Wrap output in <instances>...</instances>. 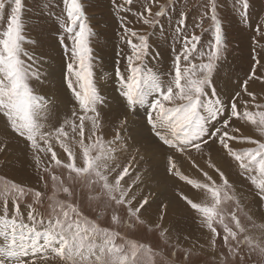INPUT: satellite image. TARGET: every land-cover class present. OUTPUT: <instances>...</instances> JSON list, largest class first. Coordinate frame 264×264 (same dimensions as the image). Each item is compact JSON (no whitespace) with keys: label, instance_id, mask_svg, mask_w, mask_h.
Returning <instances> with one entry per match:
<instances>
[{"label":"snow or ice","instance_id":"snow-or-ice-1","mask_svg":"<svg viewBox=\"0 0 264 264\" xmlns=\"http://www.w3.org/2000/svg\"><path fill=\"white\" fill-rule=\"evenodd\" d=\"M109 3L125 61L115 71L124 111L114 119L105 118L108 100L94 79L84 0H62L59 39L73 101L59 116L35 87L43 61L26 35V0H0V169L22 142L36 176L32 185L0 173V264H264V224L252 209L264 205V15L253 21L254 0ZM225 9L253 33L250 67L227 100L217 86L228 52ZM157 33L173 53L166 74L146 63L157 54ZM141 109L143 126L133 127L128 113ZM15 163L25 166L19 156ZM168 181L199 236L171 218L179 213L165 196Z\"/></svg>","mask_w":264,"mask_h":264},{"label":"rangeland","instance_id":"rangeland-1","mask_svg":"<svg viewBox=\"0 0 264 264\" xmlns=\"http://www.w3.org/2000/svg\"><path fill=\"white\" fill-rule=\"evenodd\" d=\"M181 2L183 3V0ZM48 3L54 6L51 11L45 7L41 0H26L28 10L25 19V24L28 26L26 35L31 40L38 42L37 44L31 45V50L35 51L40 60L43 61L39 64L41 80L35 85L36 90L39 93H46L49 99L55 100L57 105L56 113L59 116L67 113L68 109L71 108L73 97L65 83L68 56L61 46L59 39L62 34V29L58 26L61 23L62 0H48ZM84 3L94 32L91 38V46L94 52V79L99 91L108 100L103 114L106 119L109 117L114 119L116 115L124 111L123 100L118 95L119 85L115 79L116 69L119 67L123 70L125 63L118 55L121 47L118 38L119 25L117 18L113 15L109 0H84ZM197 3H199V0H188L189 7ZM228 3L230 4L231 0H228ZM40 8H44L45 14L43 16H41L39 11ZM257 14L264 15V0H254L252 9L253 21H255ZM208 23V21H205V26ZM222 23L226 33L228 52L224 67L221 70L220 76L217 78V86L222 97L227 100L233 91L239 90L237 85L242 82L245 72L250 67V37L253 33L251 28L240 24L228 9H225L223 13ZM136 27L139 28L140 25H136ZM207 38L209 37L206 35L205 39ZM155 39H157L158 47L154 48L153 52L157 54L150 56L146 60V63L153 70L166 74L171 67L173 53L170 51V45L163 42V37H160L159 33H157V38ZM128 115L130 124L133 127L139 128L143 126L142 109L139 115L131 112ZM55 122L54 120L53 123ZM2 124L3 122L0 120V126ZM104 134L106 137H110L113 134L109 124H105ZM13 146L15 155L12 157V160L14 163L8 168L0 169V173L12 177L17 181L35 185L36 176L27 166V161L24 159L22 142L14 141ZM16 156L20 157V160L25 165L24 167H21L19 163H15ZM157 164L158 171L162 177L164 174L163 157ZM225 167L227 168L226 163ZM182 170L186 174L196 175L195 171L190 168L187 162L183 163ZM229 172L231 179L236 180L245 188L248 187L246 181L241 180L231 170ZM173 184V181H168V190L165 192V196L173 201V209L179 215L171 218L181 220L183 227L191 232L194 237L199 236L201 233L197 225L192 223L190 214L184 212L182 206L172 196ZM248 199L251 200L252 197L249 196ZM234 207L232 205L230 208H225L226 216L230 210H234ZM252 209L256 224H264V205H257L253 202ZM238 215L241 218L242 224L249 228L252 227L251 223L244 218L242 212L238 213ZM221 234H223L222 231ZM218 244H222V241H218Z\"/></svg>","mask_w":264,"mask_h":264},{"label":"bare ground","instance_id":"bare-ground-1","mask_svg":"<svg viewBox=\"0 0 264 264\" xmlns=\"http://www.w3.org/2000/svg\"><path fill=\"white\" fill-rule=\"evenodd\" d=\"M142 117V116H141ZM143 120V119H142ZM140 121H141V119H140ZM137 122V121H136ZM141 123V122H140ZM133 125H134V123H132ZM162 160V157H159L158 158V161H157V163H159L160 161Z\"/></svg>","mask_w":264,"mask_h":264}]
</instances>
